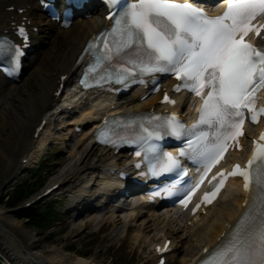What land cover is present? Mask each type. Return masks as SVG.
<instances>
[{
	"label": "snow or ice",
	"instance_id": "6c2138e0",
	"mask_svg": "<svg viewBox=\"0 0 264 264\" xmlns=\"http://www.w3.org/2000/svg\"><path fill=\"white\" fill-rule=\"evenodd\" d=\"M107 2L118 6L120 11L114 26L94 38L86 49L94 56V63L87 68L85 86H90L89 79H95L102 86L103 82L134 81L138 75L169 73L181 82L176 85L177 92L182 89L194 92L203 104L197 123L188 130L172 115L151 131L141 124L146 135L135 139L114 129L101 130L98 138L103 143L116 145L162 139L158 129H166V134L176 138L191 134L195 139H188L186 143L204 173L185 194L190 199L209 170L223 157L229 141L238 143V137L244 135L245 110L253 123L264 114V108L255 109L256 94L264 90V49L246 42L250 33L260 37L264 31V24L254 23L264 19V0H226L223 12L216 16H209L191 0ZM19 33L27 40L24 28H19ZM23 55L22 45L0 39V71L12 75L18 70ZM164 101L174 103L167 94ZM153 119L161 120L160 117ZM201 126L214 131L197 132ZM253 144L246 166L235 165L227 174L243 178L244 190L253 193L251 203L245 202V211L221 243L211 251L204 250L209 255L199 264H264V134ZM149 151L156 153L157 147L151 145ZM136 155L141 153L138 151ZM179 155L187 153L182 149ZM179 167L177 156L164 152L150 171L152 175H162ZM224 178L222 172L213 177L215 183L210 182L211 187L222 185ZM214 194L205 193L204 200L211 202L209 196Z\"/></svg>",
	"mask_w": 264,
	"mask_h": 264
},
{
	"label": "bare ground",
	"instance_id": "6f19581e",
	"mask_svg": "<svg viewBox=\"0 0 264 264\" xmlns=\"http://www.w3.org/2000/svg\"><path fill=\"white\" fill-rule=\"evenodd\" d=\"M13 6L19 9H26L27 13L20 16L17 11H14V13L9 12L8 9ZM38 12H41L40 7H38V0H0V34L4 30L10 29L9 25L11 23L26 16L35 23L36 27H39L40 34L37 39L41 43V47L37 51V58L28 68L26 76L21 83L17 85L4 83L0 77V97L3 98L0 107L4 106L3 110L6 113V118L13 125L18 135V140L15 142L13 136L10 139H4L0 135V158L5 166L10 167L9 173L11 176L18 169L20 170V167H23V160L29 157L28 153L32 152L33 148L37 149V153L36 151L34 152L35 157L34 155L31 156V160L37 161L39 159L40 154L50 140L49 134L52 132L49 127L51 125L50 121L44 127L47 131L45 137L36 140L34 137L36 130L44 120H47L45 115L51 108H55V106L61 110L66 108L64 106L61 107L60 101L57 103L56 100L60 79L62 76H68L65 81L67 83L77 75L78 66H76V60L82 52L84 44L94 33L104 28L103 15H101L100 9L94 10L92 19L75 21L69 30H65L50 22L42 12L41 14H38ZM138 99V97L132 95V98L123 108H140L147 106L146 104L151 106L158 100V98H154L141 106ZM68 105L77 109V105ZM93 114L94 110L87 112L77 121L75 119L85 129L83 137L78 142V150L73 151L74 153L71 154L70 158L62 157L49 172V175L55 179V183H61V188L56 191L58 193L66 189H70V193L74 191L71 186L73 184L72 181L81 177L89 175L86 183L91 182L100 168L113 162L112 152H107V150L97 147L90 136L92 131L90 121L91 123L94 122L92 125H96V117ZM59 116H56V118ZM6 125L7 123L4 122L3 126L6 127ZM19 147L24 149V155L20 157L18 164H15L17 159L14 152L18 151ZM73 161H75V164L70 166V162ZM107 183L109 185V182ZM111 186H114V184H111ZM87 193V190H84L82 195H78L80 197L78 202L81 201L79 205L88 204L91 201L85 196ZM242 200L243 196L240 191L229 190L218 201L219 203L214 205L208 212V216H203L194 229L188 230L189 235L186 236L185 242L182 240L178 241V238H175L177 232L165 225L164 227L166 228H164L163 232L169 238H174L173 247L175 251L171 258L176 261L174 262L170 258V264H192L204 247L215 246L222 233L226 230L228 223L234 221L242 213ZM139 208L144 210V207L139 206ZM146 208L153 216L158 211L153 207L147 206ZM86 215L87 211L80 213L77 220L86 218ZM140 215L141 212H138L132 222L134 223ZM6 219L0 213V254L6 258V264H106L104 261L102 263L99 262L98 255H92V257L87 258L82 257L80 255L82 254L81 252L67 253V245L55 244L45 250L42 248V244H39L36 240L38 234L30 233L29 231L21 232V229L14 226V224L9 228L5 222ZM86 222L85 225H80L78 230L75 231L74 238H78L91 226L102 225V223L109 225V230H114L113 232L118 228L116 220L110 221L108 219L104 221V218L102 219L98 215H91ZM132 227V225H129V232L133 230ZM156 231L154 230V232ZM159 235H151L150 228L147 227V230L143 232L139 246L147 248L146 245L149 241L151 244L158 242L160 238L157 240V237ZM31 242L33 245L30 244ZM181 243H185V250L182 249L183 245L180 246ZM183 251L184 257L181 259ZM149 259L154 260L153 252H150Z\"/></svg>",
	"mask_w": 264,
	"mask_h": 264
},
{
	"label": "rangeland",
	"instance_id": "374dc122",
	"mask_svg": "<svg viewBox=\"0 0 264 264\" xmlns=\"http://www.w3.org/2000/svg\"><path fill=\"white\" fill-rule=\"evenodd\" d=\"M39 14V13H38ZM3 98L0 97V103ZM1 105V104H0ZM3 107H0V135L4 139H10L13 136L14 142L18 140V135L15 129L13 128V125L8 121V118H6V113L3 110ZM52 113V108L48 113H46V117ZM67 114H64V112L56 118L57 121L52 122L50 130L52 132L50 135V140L52 141L51 145H47L45 149L42 151L44 153V160L40 161L38 164L39 166H42L43 163H48L49 166L47 168H44V174L48 173L53 169L55 164L62 158V157H71V154L74 153L73 151L78 150V142L83 137V135L74 133L73 127H75V121L73 122V117L67 118ZM53 119V118H52ZM55 119V117H54ZM7 123L6 127L3 126V124ZM75 123V124H74ZM47 134V131H46ZM34 149V148H33ZM18 151H15L14 154H16V163L18 164V161L20 160V157L24 155V149L22 147H19L17 149ZM42 155V154H41ZM75 161L70 162V166H73ZM10 167L5 166L3 160L0 158V213L3 215V217L7 218L5 220L6 225L11 228V226L14 224V226L21 229V232L23 231H29L30 233H36L38 234L36 240L39 242V244H42L43 249H49L50 247H53L55 244L57 245H67L68 248L72 245H76L79 250L88 251L93 250L95 253L93 255H98L99 262H105L106 264H142L143 261L148 259V255L151 252V246L150 243H147V248H140L138 246L139 241H141V237L143 236V232L147 230V227L150 228V234H158L162 230H164L165 225L168 227H171V229L175 230L177 232L175 238H178V241L186 240V236H188V230H191L193 227H190L186 224V221L177 217L174 215V213L167 214L168 216H165L163 212L161 214H158L153 216L151 215L148 210H140L139 204L130 205L129 209L126 210L123 214H117L115 209L108 210L105 214H103L102 219L110 221L116 220V225L118 226L117 230L115 232L109 230V226H105L102 228V231L97 234L100 231V226H91L90 229L85 230L78 238H74L75 231L78 230L80 225H85L87 222V218H79V220H74L73 216L77 214V210H73L72 201H70L71 193L70 191L61 192L63 196H68L65 203L60 205V209L64 214L63 217V224L62 226H59V228L54 229L51 231V233L54 234V239L52 242H48L46 239L49 237V233H42L36 229H32L29 224L24 220H17V217L19 215V212L21 211V207L25 204L23 203L22 206L16 210H7L2 204L1 200L2 198L10 191L15 189L18 185L21 184L22 181L25 179H32L34 176H31V170L22 172L21 170L17 171L16 177L17 180L14 183V180L9 173ZM98 175V174H97ZM96 177L93 178L91 182L86 183L89 179V175L86 177H81L77 180L72 181V188H74V194L78 193L81 194L83 190H89L88 195H93L95 192L96 184L94 183L97 179ZM36 179L40 178V176L36 175ZM12 178V179H11ZM10 182L12 184H10ZM98 182V180H97ZM55 183V179H52V176L48 178L45 185L50 186ZM94 183V185H92ZM46 187V186H45ZM99 193V192H98ZM77 194V195H78ZM37 196V195H36ZM40 205H36L35 207H39ZM79 207V206H78ZM77 207V209H78ZM141 212L140 217L133 223L134 216ZM170 220V221H169ZM169 221V223H168ZM129 225H132L133 230L129 233L128 227ZM152 230V231H151ZM154 230H157L154 232ZM117 236V237H116ZM123 243L124 247L123 250L117 251V247H119ZM30 244L33 245L31 242ZM182 246V249L185 250L186 245L185 243H181L180 246ZM184 251L182 253L181 259L184 257ZM0 264H6V258L0 254Z\"/></svg>",
	"mask_w": 264,
	"mask_h": 264
},
{
	"label": "trees",
	"instance_id": "16d2710c",
	"mask_svg": "<svg viewBox=\"0 0 264 264\" xmlns=\"http://www.w3.org/2000/svg\"><path fill=\"white\" fill-rule=\"evenodd\" d=\"M41 183H24L19 189L12 194L9 198L2 202L4 206L8 209L19 207L24 201L28 200L35 192L39 191ZM53 210L47 207H44L41 210L33 211H23L20 213L19 218H23L29 221L30 226L43 230L47 232L53 229L55 226L57 217L52 214Z\"/></svg>",
	"mask_w": 264,
	"mask_h": 264
}]
</instances>
